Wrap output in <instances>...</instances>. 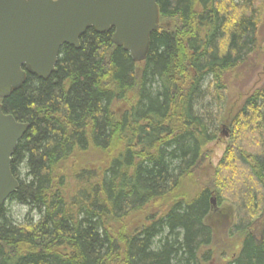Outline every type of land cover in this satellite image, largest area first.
<instances>
[{
    "label": "trees",
    "instance_id": "16d2710c",
    "mask_svg": "<svg viewBox=\"0 0 264 264\" xmlns=\"http://www.w3.org/2000/svg\"><path fill=\"white\" fill-rule=\"evenodd\" d=\"M261 2L157 0L143 62L113 30L88 29L47 79L26 74L1 101L28 128L0 208V264H210L213 193L238 240L224 264H264V86L225 105L227 77L257 50ZM221 125L227 145L203 181ZM11 203L36 219L18 223Z\"/></svg>",
    "mask_w": 264,
    "mask_h": 264
},
{
    "label": "water",
    "instance_id": "95a60500",
    "mask_svg": "<svg viewBox=\"0 0 264 264\" xmlns=\"http://www.w3.org/2000/svg\"><path fill=\"white\" fill-rule=\"evenodd\" d=\"M158 23L157 0H0V99L25 82L26 72L47 79L61 47L79 48L88 29L113 30V44L141 63ZM27 128L0 103V208L18 188L10 164Z\"/></svg>",
    "mask_w": 264,
    "mask_h": 264
},
{
    "label": "rangeland",
    "instance_id": "374dc122",
    "mask_svg": "<svg viewBox=\"0 0 264 264\" xmlns=\"http://www.w3.org/2000/svg\"><path fill=\"white\" fill-rule=\"evenodd\" d=\"M261 4L262 14L258 23L257 50L244 66L227 77L228 88L225 93V105L227 109H236L240 106L246 95L264 86V0H262ZM206 82L204 86H206ZM132 100V98H128L119 103L117 102L114 105V110L121 113L129 109ZM226 145V127L222 126L217 138L206 146L205 159L197 173L201 180L205 181L207 176L213 173L224 153ZM229 190L233 189L230 188ZM215 196V193L211 196L213 209L210 216V225L214 228V248L211 249L213 253L208 262L210 264H224V261L230 257L231 253L238 249V240L228 235L229 228L233 222L232 205L229 202L219 203ZM8 208L12 218L18 223H22L28 213L34 220L36 219L37 215L26 206L11 203ZM218 252L220 254L216 255ZM222 252H224L223 256H221Z\"/></svg>",
    "mask_w": 264,
    "mask_h": 264
},
{
    "label": "flooded vegetation",
    "instance_id": "af4514ba",
    "mask_svg": "<svg viewBox=\"0 0 264 264\" xmlns=\"http://www.w3.org/2000/svg\"><path fill=\"white\" fill-rule=\"evenodd\" d=\"M26 74H27V72H26ZM3 99H0V103H1V101H2ZM2 104V103H1Z\"/></svg>",
    "mask_w": 264,
    "mask_h": 264
}]
</instances>
